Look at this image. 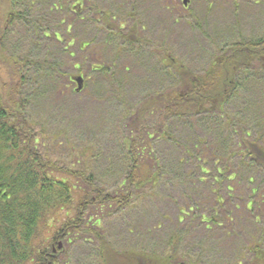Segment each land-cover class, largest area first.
<instances>
[{
    "label": "rangeland",
    "instance_id": "rangeland-1",
    "mask_svg": "<svg viewBox=\"0 0 264 264\" xmlns=\"http://www.w3.org/2000/svg\"><path fill=\"white\" fill-rule=\"evenodd\" d=\"M34 1L0 0V99L8 101L19 87L14 69L27 73L17 98L40 133L43 154L85 169L101 189L124 195L127 189L118 184L132 162L124 145L153 146V154L139 162L160 174L155 183L133 190L129 207L97 212L96 232L116 251L148 258L169 257L177 236V264H252L257 256L264 264V167L245 161L239 146V122L252 129V140L261 131L264 145L263 75H244L226 111L215 118L171 120L163 108L152 116L139 113L147 101L178 90L179 74L165 64L166 55L200 75L225 45L264 37V0H189L187 7L183 0H41L31 6ZM54 3L61 11H49ZM31 8L28 18L48 38L23 22L4 34L10 13ZM104 11L112 32L100 20ZM133 30L142 43L123 45L118 34ZM26 58L37 67L21 69ZM79 77L84 88L76 92L73 79ZM228 117L235 126L228 125ZM147 133L153 140H140ZM87 149L92 155L81 153ZM217 169L229 172L223 177ZM230 175H236L232 183ZM203 215L215 221L209 229ZM84 238L90 243L64 246L58 258L64 261L67 253L73 264H100L93 238ZM122 258L116 264H124Z\"/></svg>",
    "mask_w": 264,
    "mask_h": 264
},
{
    "label": "trees",
    "instance_id": "trees-1",
    "mask_svg": "<svg viewBox=\"0 0 264 264\" xmlns=\"http://www.w3.org/2000/svg\"><path fill=\"white\" fill-rule=\"evenodd\" d=\"M15 1L11 0L10 4ZM39 2L41 0H35L31 6L39 5ZM13 6L15 7V3ZM32 10L31 8L20 14L10 13L4 34L10 27L21 22L27 26L32 25L33 33H39V24H32L33 21L27 16ZM49 11H61V5L54 3ZM109 14L104 11L99 15L103 25L112 32ZM135 31L127 35H124V32L118 34L123 45L134 47L142 43ZM40 33L48 38L44 32ZM59 36L55 34L57 41L60 40ZM225 47L221 53L211 55L208 68L200 75L183 70L180 64L170 59L169 54L166 55L165 64H168L171 70L176 68L179 74L178 90L147 101L139 111L140 117L144 116L145 112L152 116L163 108V116L166 118L193 123L201 117L215 118L216 114L224 113L232 95L237 93L239 81L244 75L253 78V71H256L264 77V37L248 42H235ZM16 63L20 65L17 60ZM37 65L38 63L26 58L21 69ZM18 70L19 67L14 69L19 74V87L18 84L15 86L16 91L12 88L13 95L7 98L8 101L0 99V264H73L67 253L64 261L58 257L64 253V246L71 247L79 241L90 243L84 240L87 235L95 242L98 252L96 256L100 264H116L119 261L118 257L125 259L121 260L124 264L128 261L134 264H177L178 258L175 255V246L179 243L177 236L170 241L173 252L169 257L150 255L148 258L145 254L120 253L103 238V235L96 232L101 219L97 212L127 208L131 204L133 190L155 183V176L160 174L155 175L151 171L152 166L146 168L139 162V157L153 154V146L151 147L150 143L142 147L132 142H129L128 146L123 144L127 148L125 150L130 152L132 162L129 166L130 171L124 175L118 189H127V193L119 195L118 190L113 194L104 188L101 189L102 184L96 182L94 174H89L85 169L80 171L72 169L43 154L45 146L40 133H37L33 123L28 119L24 101L17 98V95H22V87L26 83L25 80H28L27 73ZM129 119L127 118L128 122ZM227 119L230 127L235 126L233 119L229 117ZM239 123L241 132L239 146L244 148L241 157L245 161L249 159L253 165L264 167V145L260 143L263 134L258 131L257 137L252 140L250 138L253 133L249 125ZM123 128L124 126H121L120 129ZM230 132L235 133L233 128ZM142 136V139L140 137L137 139L151 142L154 134L147 133ZM129 137L131 139L128 140H133L131 135ZM81 153L90 156L93 151L87 149ZM201 171L205 175L208 174L202 168ZM217 172L225 177L229 170L224 174L219 169ZM235 180L236 175H230L228 181L232 183ZM231 191L230 187L229 192ZM249 204L252 206L253 202ZM182 214L186 215L184 212ZM201 219L202 224L208 229L210 224H215L213 219H206L205 215ZM255 259L257 261L252 264H262V256ZM197 262L196 260L191 264Z\"/></svg>",
    "mask_w": 264,
    "mask_h": 264
},
{
    "label": "water",
    "instance_id": "water-1",
    "mask_svg": "<svg viewBox=\"0 0 264 264\" xmlns=\"http://www.w3.org/2000/svg\"><path fill=\"white\" fill-rule=\"evenodd\" d=\"M189 3V0H185L184 1V5L187 6ZM75 82L77 83L78 85V88H76L77 92H80L82 90V88L84 87V79L82 77H79V78H75ZM61 248V245L59 246Z\"/></svg>",
    "mask_w": 264,
    "mask_h": 264
},
{
    "label": "flooded vegetation",
    "instance_id": "flooded-vegetation-1",
    "mask_svg": "<svg viewBox=\"0 0 264 264\" xmlns=\"http://www.w3.org/2000/svg\"><path fill=\"white\" fill-rule=\"evenodd\" d=\"M185 0H183V2H184ZM7 28V27H6ZM47 37V36H46Z\"/></svg>",
    "mask_w": 264,
    "mask_h": 264
}]
</instances>
